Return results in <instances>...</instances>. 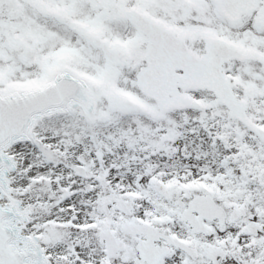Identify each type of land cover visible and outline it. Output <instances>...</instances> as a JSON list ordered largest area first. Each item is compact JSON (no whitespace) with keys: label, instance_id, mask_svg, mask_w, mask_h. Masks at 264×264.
Returning <instances> with one entry per match:
<instances>
[{"label":"snow or ice","instance_id":"obj_1","mask_svg":"<svg viewBox=\"0 0 264 264\" xmlns=\"http://www.w3.org/2000/svg\"><path fill=\"white\" fill-rule=\"evenodd\" d=\"M0 264H264V0H0Z\"/></svg>","mask_w":264,"mask_h":264}]
</instances>
